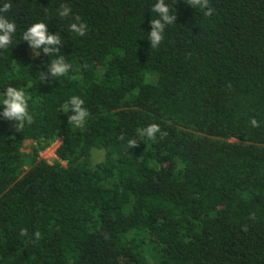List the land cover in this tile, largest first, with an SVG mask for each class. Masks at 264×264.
Returning <instances> with one entry per match:
<instances>
[{
  "label": "trees",
  "instance_id": "16d2710c",
  "mask_svg": "<svg viewBox=\"0 0 264 264\" xmlns=\"http://www.w3.org/2000/svg\"><path fill=\"white\" fill-rule=\"evenodd\" d=\"M5 2L16 32L0 94L24 89L34 122L0 117V264H264V0H209L211 17L165 0L177 18L156 49V0ZM37 22L61 36L63 77L40 80L55 57L23 42ZM73 95L90 113L83 129L61 110ZM153 123L164 139L140 135ZM58 139L56 161L40 159Z\"/></svg>",
  "mask_w": 264,
  "mask_h": 264
},
{
  "label": "clouds",
  "instance_id": "9594fccd",
  "mask_svg": "<svg viewBox=\"0 0 264 264\" xmlns=\"http://www.w3.org/2000/svg\"><path fill=\"white\" fill-rule=\"evenodd\" d=\"M185 3L192 7L198 8L202 11L204 17H211L214 13V9L210 6L209 0H185ZM11 3L5 2L0 6V50L7 49L12 43V37L16 32L15 22L10 21L5 13L11 10ZM47 10V9H45ZM151 11L157 15L158 18L151 19L149 24L151 31L148 34V41L150 42V47L156 49L164 40L165 28L168 25L175 24L176 13L170 8L165 0H156L151 8ZM58 16L61 19L70 18L68 30L77 36L83 37L86 35L88 30V25L81 22L79 16H72L71 8L64 3H61L57 9ZM23 42H27L28 46L32 50L33 57H38L41 54L47 57H55L50 61L45 72H40L41 82L46 79H51L56 77L65 76L72 68V65L65 61V56L60 55V48L62 39L59 33L49 34L47 24L43 22H37L32 24L27 30L23 32L22 35ZM39 50V51H38ZM0 108L3 109L0 112V117L5 120L14 121L15 128L23 129L25 125H31L34 122L33 115L28 111L29 100L32 97L26 94L25 90L22 88H16L9 86L7 87L3 94H0ZM84 100L79 96L73 95L67 102L61 106V110L65 113H72L69 115L68 123L73 125L77 129H83L86 121L90 115L89 111L84 107ZM252 127H259V123L255 118L250 120ZM142 137L147 138V140L155 142L157 134L160 135V139H164L167 136L166 132H162L158 124H150L147 127L139 130ZM120 140H124L125 137H119ZM138 143L135 139H129L127 141V147L129 149L135 148ZM249 219H254V214H250ZM247 224L243 225L241 230L247 231ZM20 235L28 237L29 233L27 229H21ZM32 242L35 243L42 239V234L36 231L32 234Z\"/></svg>",
  "mask_w": 264,
  "mask_h": 264
},
{
  "label": "rangeland",
  "instance_id": "374dc122",
  "mask_svg": "<svg viewBox=\"0 0 264 264\" xmlns=\"http://www.w3.org/2000/svg\"><path fill=\"white\" fill-rule=\"evenodd\" d=\"M61 140H56L50 147H48L47 149L40 151L39 153V158L43 159L45 161H47L49 164L54 163V161H56V156H55V149L57 148V146L60 144ZM31 144V141H26L25 142V148L24 151L25 152H29V145ZM93 159H94V163L98 162L101 160V153L97 152V150L93 151ZM61 164H65L64 162H60Z\"/></svg>",
  "mask_w": 264,
  "mask_h": 264
}]
</instances>
